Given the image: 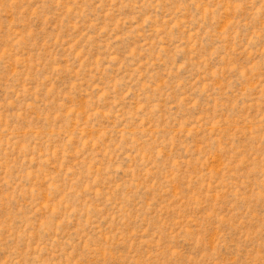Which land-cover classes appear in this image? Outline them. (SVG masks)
<instances>
[{
	"label": "rangeland",
	"instance_id": "obj_1",
	"mask_svg": "<svg viewBox=\"0 0 264 264\" xmlns=\"http://www.w3.org/2000/svg\"><path fill=\"white\" fill-rule=\"evenodd\" d=\"M0 264H264V0H0Z\"/></svg>",
	"mask_w": 264,
	"mask_h": 264
}]
</instances>
